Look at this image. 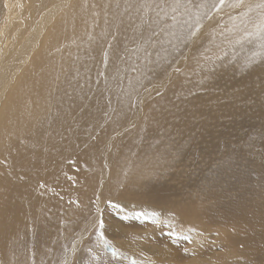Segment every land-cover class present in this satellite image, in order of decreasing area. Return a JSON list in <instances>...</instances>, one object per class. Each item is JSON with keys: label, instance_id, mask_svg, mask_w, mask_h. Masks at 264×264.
<instances>
[{"label": "bare ground", "instance_id": "obj_1", "mask_svg": "<svg viewBox=\"0 0 264 264\" xmlns=\"http://www.w3.org/2000/svg\"><path fill=\"white\" fill-rule=\"evenodd\" d=\"M121 1L124 3L118 5L120 0H42L40 6L34 7L29 4L31 0H0L2 35L6 30L2 27L11 30L14 26L10 6L19 3L14 15L17 28L12 29L8 37L2 39V35L0 36V40H3L1 44L10 40L5 54L0 45V264H29L28 253L23 252L27 257L19 259V251L14 247L23 236L27 241L37 239L40 242H48V235L49 240H58V244L60 239L66 241L74 229H79L75 237H81L72 242L70 248L72 252L79 251L86 232L95 225L99 228L98 231L102 230L108 238L114 240L116 247L132 254L136 260L145 253L153 258L160 257L164 262L183 264L181 247L184 241L190 238L192 257H188V261L198 264H264V180L261 182L259 177L255 178V174L250 178L248 174H238V171H222V165H219L221 171L214 179L205 172L209 169L206 161L208 142L212 143L211 147L219 149L220 141L229 138L222 137L223 132L243 130L254 121L250 122L252 119H257V124L264 128V0H241L233 8L226 2V8H231H227L230 9L228 12L221 9L225 0L223 3L217 0L219 8L209 15L208 30H197L193 40L190 39L192 42L184 47L173 68L169 69L170 72L167 74L166 70V73L160 75L162 77L167 74L164 81L156 78L150 86L143 82L147 72L146 66L152 69L151 64L155 63V68H158L162 63L160 56L169 52L163 47L159 52L160 45L145 39L142 17L134 20L137 23L135 28L127 26L132 14L131 9H139L135 2L146 4L148 0ZM160 1L156 4L161 6ZM194 1L169 0L168 14H175L170 17V21L168 19V28L171 25L173 40L175 34L180 37L184 35L186 25H181L180 31L177 27L179 21L187 23L185 15L177 18L176 14L179 16L182 8L186 11L187 6ZM92 3L99 4L101 8L112 13L109 16L106 13L108 18L102 16L104 19H98L100 16H88V8ZM30 7L33 8L35 19L32 23L30 20L31 25L27 26V18L23 13L25 8L28 10ZM128 7L130 13L126 11ZM142 7L148 9L147 5ZM240 10L244 12L238 15ZM166 14H162L163 18L160 17L163 20L169 18ZM135 15L137 18V14ZM73 25L79 27L75 34L71 28ZM114 25L116 28H113ZM215 25H219L218 29L210 32L211 27ZM106 26L116 29L114 36L121 40L132 38L137 33L141 34V42L127 45L133 48V56L130 47L125 48V51L130 55V59L132 56L133 62L141 61L134 66L140 73V81L136 85L138 90L141 89L138 107L144 113L139 111L127 118L128 123H119L125 111L122 106L115 108L112 119H109L116 120L120 126L124 124L115 131V136H123L120 139L114 138V132L107 135V138L103 136L100 140L103 150L100 151L96 144L101 135L98 133V127L94 125H88L80 132L74 133L73 120L69 118L71 122L67 124L68 128L65 127L66 124H61L66 128L64 133L58 132L54 136L55 127L62 131L58 126L62 123V118L59 120L62 115L61 104H55V100L60 97L59 93L64 87L63 82L59 81L54 73L59 72L62 77L65 76V95H69L68 69L71 63L64 60V51L70 49L78 54L79 48L83 49L84 44L91 43L92 39L104 37L107 34ZM76 34H89L92 38L85 39ZM259 35L261 38H258ZM107 41L106 44L104 42L105 46ZM109 43L110 47H114V42L113 45ZM61 66H64L62 71ZM163 66L166 67V64ZM70 70L75 72L79 67ZM90 76L95 77V74ZM136 76L138 75L134 77L138 79ZM94 80L89 79V85L92 86ZM107 80L108 77L105 76L104 82ZM124 82L129 83L128 80ZM72 85L81 87L78 82H72ZM126 88L127 86L124 87ZM131 90L137 91L135 88ZM119 97L128 98L127 95L122 97V94ZM259 98L261 101H258ZM141 100L144 101L140 102ZM247 100L249 104H253L251 107L249 105L251 112L256 109L255 103H260L263 108L258 114H242L243 111L239 109L248 108ZM143 103L146 104L144 108L140 106ZM62 104L67 109L73 107L67 100ZM72 107L71 110L76 109V106L74 109ZM84 109L86 110L85 106ZM153 113L157 119L147 126L145 121ZM63 118L64 121L68 119L66 115ZM222 120L225 123L227 120L228 125ZM99 122L101 123L100 120ZM136 122H139L136 126L141 124V128H144L142 133L145 142L139 134L134 135L132 142V133L138 128L134 126ZM8 124L13 128L11 134L5 133ZM36 124L39 126L36 127ZM128 131L133 132L127 135ZM259 133L261 132L257 128V139H254L262 146L264 140ZM249 137L245 136L247 140ZM230 140L233 141L234 138ZM35 142L36 145L38 143L44 146L41 150H48L42 153L41 150H36L39 153L34 152L32 148L36 146ZM148 143L151 145L148 146ZM196 145L204 148L199 158L190 151L194 147L198 148ZM22 146L24 149H21ZM246 146L244 154L251 150V144ZM84 147L90 148V151L84 154ZM27 148L30 152H27ZM69 160L73 163H66ZM225 160L230 158L227 156ZM192 161L198 164L194 169L190 168ZM253 161L248 164V170H252V163L256 164V161ZM261 163L263 165V162ZM202 165H206L203 167L206 169L198 170ZM255 167L253 173H256L255 169L260 170ZM224 168L231 170L234 166L227 165ZM261 172L260 170L259 173ZM225 175L235 179L232 182L229 180L231 183L223 187L221 178ZM212 181L213 185L210 186ZM236 181L239 184H236ZM93 195L96 199L94 202ZM110 211H116L123 218L115 217L118 221L114 223L110 220ZM89 213L93 215L86 220ZM96 221H99V224ZM124 221L126 227L120 225V222ZM158 221L162 226V240L158 237L161 232L156 228ZM18 231H21L22 235L17 234ZM174 232L179 235L178 238L173 237ZM144 235L153 236L158 243L144 241ZM120 238L124 239L123 243L118 241ZM48 260L35 257L29 261H34L33 264H46Z\"/></svg>", "mask_w": 264, "mask_h": 264}, {"label": "rangeland", "instance_id": "obj_2", "mask_svg": "<svg viewBox=\"0 0 264 264\" xmlns=\"http://www.w3.org/2000/svg\"><path fill=\"white\" fill-rule=\"evenodd\" d=\"M23 1H25V0H23ZM157 1H160V0H148V2L145 4V3L135 2V0H134L135 6L138 7L139 9L137 11H134L133 9H131L132 14H131L130 19H129L130 21H128L129 23H127V26H130V27L133 26L132 28H135V26L137 25V23L134 20L140 19L139 16L142 17L141 18V21L144 24L143 30H144V35L146 36L145 39H147L150 43L153 42L155 44L160 45L161 47L158 46L159 52L161 51L162 47L163 48H166L168 50V52H169V53L165 54L164 56H160V58L162 59V63L158 66V68H155V63H152L151 64V68L152 69H150L149 67L146 66L147 72H146V77H143V82L146 85H148V86H150L149 84H151L152 80H155L156 78L164 81V79L166 78L167 74L170 72L169 69L170 68H173V65L175 64V61L183 53L184 47L187 44L189 45L190 42H192V40H193L192 38L195 35L196 31L199 30V29L202 30V28H204L205 31L208 30L207 27L209 28V25L207 23L210 22L208 20V18H210L209 15L212 14V11L213 10H217L219 8V5L216 3L217 0H198V1L195 0L191 5H189V7L187 6V8L189 10L187 8H186V11L183 8L180 9L181 10L179 12L180 14L178 13L179 16L177 14H176V16L178 18V17H181L182 15H185V18L187 19V23L186 24H183L181 21H179L177 27L180 28V31H181V27L180 26L181 25H186V27L184 29V35H181V37H180V36H178L177 34L174 33L176 37H175V40H173L172 39V32H171V28H170L171 25L168 28V24H169V21H170V17L172 15H175V14H172L171 13V16L168 14V13H170L169 12V10H170L169 0H164V1L161 0L160 1L161 2L160 3L161 6H163L164 8H162L160 5L156 4ZM231 1H232V3L234 2V4H232ZM238 1L240 2L241 0H235V1L234 0H225L224 5L221 7L222 11L223 12H228L231 8H233L234 5H237L238 4ZM226 2L229 5H231L230 6L231 8L229 6L227 7V8H230L228 10H227L226 5H225V4H227ZM41 3H42V0H31V2L29 4L35 7V6H40ZM123 3H124V1H121L120 0V2L118 3V5H121ZM162 3H165V4L163 5ZM18 5H19V3L18 4H14L13 6H10V16L12 17V25H14L12 29H14V28L16 29L17 28V24H16V21L17 20L14 19L15 18L14 15H15V12L17 13V7H18ZM144 5H147L148 6V9L147 8H143L142 6H144ZM157 6H159V7H157ZM224 6H225L226 10H225ZM90 7L88 8V11H89V14H90V15L88 14V16H91V17L93 16V18H95V17L98 18L100 16L98 18V19H100V18H102V16L105 17L106 16V13L108 14L107 16H109L112 13V11H110V10H104L103 8H101L99 4L92 3ZM155 7H157L156 10H155ZM30 8H28V10L25 8L24 13H23V16H26L25 18H27V26H30L31 23L33 22V20L35 19L34 18V15H33V13H34L33 8L32 7H30ZM158 8H159V10H158ZM166 9H168V10H166ZM245 10L246 9H244V11ZM95 11H96L97 15H96ZM126 11H128L130 13V7L126 8ZM157 11H160L161 14L159 12H158L159 13L158 14ZM244 11L243 10H240L238 12V15L241 14L242 12H244ZM117 12H119V10ZM165 12H167L169 18L163 20L162 18H163V15L165 16V14H166ZM135 14H137V16H138L137 18H135V16H136ZM107 16H106V18H108ZM160 16H162V18ZM154 17H155V20H154ZM102 19H104V18H102ZM143 19H144V21H143ZM168 19H169V21H168ZM30 20H31V23H30ZM146 20H148V22H146ZM160 20H161L162 25H161V23H159ZM132 21H133V23H132ZM157 21H158L159 24L157 23ZM166 22H167V24H166ZM191 22H193V23H191ZM148 23H149V25H147ZM155 23H157L158 25L155 24ZM151 24H152V26H151ZM204 24H207V25L204 26ZM215 26H212L211 27L212 29L210 28L211 29L210 32L218 29V26L219 25H215ZM71 28H72V30L74 31V34H75V31H77L79 27L76 26V25H73V26H71ZM105 28L107 29V34L104 37H102L101 39L100 38H97L96 40H93L92 39L91 43L84 44V48L83 49L79 48L78 54L74 53L70 49H68L67 51H64V53H63L64 60L66 62H68V63H71L70 66H69V69H68L69 82H70V91H69L70 93H68L69 95H67V96L65 95V90L64 89H65V87L67 85L63 81L65 79V76L63 75V77H62L61 76L62 74L59 73V72H55L54 73V76L58 77L60 79L59 81H62L63 84H64L63 89L59 93L60 97L58 96V98H56V100H55V104H59V103L61 104L60 112L62 113V115H61V117L59 116L60 119L59 118L58 119L61 120V118H62V120H61L62 123H59L58 122L59 120H58L56 124L58 125V123H59L58 126H59V128L62 129V131L61 130L59 131V129H56V127H55V131L54 132H56V133H54V136L58 132L62 133L63 130L66 129L65 127L68 128V125L71 122V120H73V124H74V133L80 132V130H82L84 127H86L88 125H92V126L94 125V126L98 127V133H99V135H101V137L99 138V140H98V142L96 144V148H98L100 151L103 150V147H101V146H103V144L100 145V140L103 138V136H105V138H107L106 136L109 135L112 132H114L113 133V136H115L116 135V132L115 131H117L119 128H121V127L124 126V124H122L120 126L119 123L121 121H122L121 123L124 122L126 124V123L129 122L127 120L129 118H131L132 115H135L136 113H138L139 111H141L140 108L138 107L139 106L138 105V101L140 99V96H139V93L140 92L139 91L141 89L138 90V88H136V85H137L138 81H140V77H139L140 76V73H138V70L134 66L137 62H141V61L133 62L131 60L132 59V56H133V48L130 47V46H127L128 44H131V43H134V42H141V40H140L141 34L140 33H137L132 38H127L126 37V38H123L121 40V39L116 38L114 36V32H115L116 29L114 30L112 28H109L108 26H106ZM113 28H116V25H114ZM2 29L3 30L6 29L5 30V33H3V35L0 34V36L2 35L1 36L2 39L11 35V30L12 29L10 30V29H7L5 27H2ZM110 32H112L111 35H108ZM157 32H159V33L157 34ZM162 32H164V33H162ZM261 34H263V32H261ZM260 35L258 36V38H261L262 37V35H261V37H260ZM76 36L84 37L85 39L92 38L89 34H85L83 36L76 34ZM109 37H111V38L109 39ZM112 38H114V39H112ZM118 39L121 40L122 42L119 41ZM165 39L168 40V41H166ZM190 39H192V40H190ZM134 40H136V41H134ZM2 41L0 40V45L5 50L4 51V54H5L7 52V50H8L7 47L10 45V40H8L5 44H3V43L1 44ZM106 41H107V45L110 42L112 44H110V43L109 44L110 45H113L114 44V47L113 46L110 47L109 45L108 46L106 45L107 46L106 47L104 45V42L106 44ZM125 41H127V43H125ZM100 42H103V44L100 43ZM117 43H119V44L116 45ZM77 46L79 47L78 44H77ZM104 47H106V48H104ZM128 47H130L132 49L131 59H130V55L127 54L126 51H125V48H128ZM69 52H70V54H69ZM125 54H126V56H125ZM254 55L256 56V53H254ZM165 61H166V63H165ZM164 64H166V67L163 66ZM76 66L79 67V70L78 71L73 72V71L70 70L71 68L76 67ZM96 67L98 69H100V70H98ZM62 68H64V66H61V71H62ZM166 70H167V74H164L162 77H160V75L163 72H165ZM92 73L95 74V77L94 76H90ZM152 74H154V75H152ZM96 75H98V78H96ZM135 75H138L136 77L139 80L134 77ZM70 76H72V77H70ZM73 76H75L76 78H74ZM105 76L108 77V80L106 82H104ZM80 79H83V80H80ZM89 79H91L92 81L94 79H96V80H94V82H92L93 83L92 86L89 85V83H88ZM97 79H100L102 82H100ZM127 80L129 81V83L128 82H124V81H127ZM96 81H99V82H96ZM114 81L116 82V84H114L115 83ZM72 82H78V83H80L81 84V87H74L72 85ZM126 84H128V85H126ZM87 85H88L89 88L87 87ZM126 86H127L128 89L127 88L124 89V87H126ZM72 87H73V89H72ZM134 88L137 89V91L136 90L135 91H132L131 90V89L134 90ZM108 90H109V92H108ZM262 90H264V87H262ZM98 91H100V92H98ZM131 91H132V93H130ZM126 92H129V93H126ZM63 94L65 96H63ZM120 94H122V97L124 95H127L128 98L127 99H122V98L120 99V97H119ZM133 94H134V97H133ZM263 94H264V91H263L262 95ZM84 95L87 97V99H86V97ZM95 95H97V96H95ZM131 95H132V97H131ZM114 96H115V98H114ZM103 98H104V100H102ZM132 98H133V100H132ZM81 99L84 100V101L82 100L83 103H82V101H80ZM66 100L69 101L71 103V105L73 104V107L74 108L76 106V109H74L71 106L72 109H74L75 111L74 110H71V107L68 108V109L67 108H64L62 102L63 101H66ZM122 100H124V101H122ZM120 101H122L124 103L122 104V102H120ZM143 101L144 100H141L140 102H143ZM258 101H261V99L259 98ZM80 102L83 104V106L81 105ZM132 104H134V105H132ZM129 105L132 106V107H130ZM145 105H146L145 103H143L142 105L140 104V106H142L143 108H144ZM246 105H247L248 108H246V109H239V110L241 112L243 111L242 114L248 115L251 112V110H250L251 108L250 107L253 106V104H249V102L247 100L246 101ZM249 105H250V107H249ZM254 105H255L256 109L253 112H251L252 115L255 112L258 114L260 112L259 110H261L263 108V106H261L260 103H258V104L255 103ZM84 106L86 107V110L84 109ZM113 106H115V107H113ZM120 106H122V110L125 111L126 113L123 112L122 117L119 119L120 121L118 120L119 123H117L116 120L110 121V119H112L111 116L113 115L115 108H118L119 109ZM63 109H65V110H63ZM91 109H92V113L93 114L90 113L91 112ZM94 109H95L96 112L94 111ZM246 110H248V111H246ZM104 111H106L107 113L104 112ZM141 112L144 113V111H141ZM262 112H264V108H263ZM95 113H97L96 116H95ZM105 113H106V115H105ZM143 113H142V115L144 117V114ZM64 114L66 115V119L68 117V119L66 121H64L65 118H63V117H65ZM72 114L75 115V116H72ZM69 115H71V116H69ZM107 115H109L110 117H107ZM263 115H264V113H263ZM162 117L168 119V117H166V116H162ZM234 117H236V116L234 115ZM69 118H71V120ZM103 118H104V121H103ZM77 119H78V121H77ZM122 119H124V120H122ZM156 119H157V116H156L155 113H153L145 121V124L148 126L151 123H153ZM99 120L101 121V123L99 122ZM74 122H76V123H74ZM86 122H87V125H85ZM222 122L225 123L223 120H222ZM250 122H252V123H250L251 125L249 124L250 125V128H249V125H248L245 129H243L245 132L243 130H239V131H235V132L234 131H228V132L226 131L227 133L226 132H223L222 133V137L228 136L229 138L228 139H225V140L223 139L222 141H220L221 142V147L219 149H217L216 147H211V146H213L212 143L211 142H208L209 143V147L206 148L207 150L206 149L205 150L207 152V159H206V161H207V164L209 166V169L203 168V167H206V165H202V166H200L198 168V170H205L206 169L207 171H205V172H207L208 175H210L212 177V179H214V177L219 173V171H221V167L219 165H222L223 166L222 171H226V172H232V171L233 172H237L238 171V174L245 173V174H248L250 178H252L255 175H257L255 178H258L259 177L260 178V181L262 182L264 180V169H261L262 167H264V157H263L264 156L263 155L264 154V144L261 146L255 140V139H257V136L255 135V131L258 128L259 132H261L259 134L262 136V138H263L262 140H264V137H263L264 136V128L261 127L262 125L259 126V123L257 124V122H258L257 119H252V120H250ZM36 123H39V122H36ZM227 123L228 122L226 120V123L225 124L228 125ZM255 123L257 125H255ZM39 124H42V123H39ZM39 124L38 125L36 124L35 126L38 127ZM56 124H55V126H56ZM61 124H63V125L66 124V126L65 127L63 125L61 126ZM104 124H105V126H104ZM108 124L109 125L111 124V125L109 126ZM136 124L139 125V122H136L134 124V126H136ZM138 125L136 127H138ZM76 126H78V127H76ZM105 127H106V129H105ZM139 127L137 128L139 131H137V129H136V130H134V132L133 131H128L127 132V135H130L133 132L132 133V142H133L134 135L137 136L138 134H139V136H141V139L145 142V140H144L145 136L142 133L143 130H144V128H141V124H140ZM211 127H212V125H211ZM211 127H210V129H211ZM102 129H104V130H102ZM246 129H247V131H246ZM100 130H102V131H100ZM106 130H108L109 132L106 131ZM12 132H13L12 126H10L8 124L7 125V132H5V133L6 134H11ZM137 132H139V133H137ZM146 133H148V131H146ZM104 134H106V135H104ZM214 134L216 135L215 132H214ZM231 134H233V135L231 136ZM21 136L23 137L24 134L21 135ZM121 136H123V134ZM121 136L118 135V136H115L114 138H117V139L119 138L120 139ZM230 136L232 138H234L233 141L230 140V139H232ZM245 136H246V138L249 137V136L250 137L247 140L245 138ZM244 138H245V141H244ZM251 138L252 139L255 138V139L252 140ZM212 141H214L213 138H212ZM248 141H250L252 143H250ZM34 144L36 145V142ZM250 144H251V146H249ZM37 145H39V144L37 143ZM37 145L32 148V150L34 149L33 150L34 152H38V151L41 150V148L44 147V146H40L39 145V148H38ZM147 145L150 146L151 143H148ZM246 145H248L251 148V150H248L247 152H245V154H246L245 155L243 152L247 148ZM253 145H254V147H253ZM196 146H198V148H195L194 147L193 149H190V151L192 150L193 154L199 158V154H200V152L202 150H204V148L201 147L200 145H196ZM22 147H21V149H24V147L23 148ZM28 147H29V149L31 151V154H32L33 151L31 150L30 146H28ZM228 147H229V149H228ZM230 147H231V149H230ZM235 148H236V150H235ZM36 150H38V151H36ZM46 150H48V149L41 150V153L44 152V151H46ZM82 150L84 151V154H85V153H88L90 151V148L84 147V149H82ZM30 151H28V148H27V152H30ZM83 151H82V153H83ZM249 153H251V154H249ZM26 154L27 155H31L30 153L29 154L26 153ZM210 156H212V157H210ZM227 156L230 158V160H225L227 158ZM195 159L197 161V158H195ZM204 159H205V157H204ZM258 159H260V160H258ZM238 160H239V163H238ZM253 160L256 161V164L255 163H252L250 165L251 167L253 165L252 170H248V167H249L248 164H250V161H253ZM69 162L71 164L73 163V161H71V160L66 161V163H69ZM261 162H263V165H262ZM192 163L193 164L190 165V168L194 169L195 167H197V165H198L197 163H195L194 161H192ZM216 163H217V166H216ZM260 163H261V165H260ZM257 164H258V166L255 167ZM227 165L228 166H234V168L231 169V170H228V169L224 168ZM244 167H246V169ZM254 167L255 168H260V170L262 172L259 173L260 170L258 171L257 169H255L256 170V173H253L254 172ZM243 169H244V171H243ZM64 175H66L65 172H64ZM234 179H235V177L234 178H230V177L227 178V176L225 175L223 177V179L221 178V185L223 184V187L226 186V185H229L232 181H234ZM210 183H211V184H209L210 186L213 185L212 184L213 181L210 182ZM237 183L239 184L238 181H236V184ZM93 196L94 197L92 198V200L94 202V200H96V199H95V195H93ZM108 206L112 207L110 204H108ZM108 206H107V208H108ZM102 212H103V209H102ZM92 215L93 214L89 213L86 216V220L90 219ZM109 217H110V220L112 219V221L114 223H116V221H118L117 219L123 218L122 215H118L116 213V211H112V212L110 211L109 212ZM96 223L99 224V221H96ZM100 224H102V223L100 222ZM120 225L123 226V227H126L127 226L126 223H125V221L124 222H120ZM156 228H157V230H159L161 232L160 234H158V237L162 240V226L160 225L159 221L156 223ZM98 229L99 228H97L96 225H95L90 231H87L86 232V235L82 239L83 241H81V243H80L79 251H75V252L74 251L73 252L70 251V248H71L72 242H74L77 238L81 237V236H76L75 237V235L77 233H79V231H80L79 229H74V232H72V234L70 235L71 237L69 236L67 238V240L64 241V242L60 239L59 240L60 242H58V244H56V242L58 240H49L48 239V235H46V238H47L48 242H40V240H37V239H34L32 241H27L25 239V236H23L22 239L18 240V243L17 244H14V247H15V249H18V251H19V255H18V258L19 259L20 258L27 257V255L22 254L23 252H27L28 255H29V260H31V261L35 257H41L42 259H44V261L49 259L46 264H69V263L70 264H144V263H147V264H174V263L164 262L162 260V258H160V257L153 258L152 255H147L145 253L142 254V255H140L139 258L136 260V258L135 259L133 258L132 254L128 253L127 251L122 250L121 248L116 247L115 246V243L113 242L114 240H111L110 237L108 238L105 235V232H102V230L101 231H98ZM45 230H47V229H45ZM17 234L22 235L21 231L20 232L18 231ZM151 237H152L153 240H151ZM151 237H149V235H144V241H146L148 243H151V244L158 243L157 241H155V239H154L153 236H151ZM173 237H177L178 238L179 235L176 232H174L173 233ZM118 241L121 242V243H123L124 242V239L123 238H120V239H118ZM191 242H192V240L190 238H188V239H186L184 241L183 247H181V249L183 251L182 258H184V263L183 264H198L196 262L188 261L187 260L188 257L189 258L192 257L191 256V251H190V248H189ZM38 243H40V244H38ZM44 250H46V251H44ZM45 252H47V253H45ZM29 260H28V263L30 264L31 261H29ZM134 260H136V261H134ZM33 263H34V261H33ZM33 263H31V264H33ZM203 264H205V263H203Z\"/></svg>", "mask_w": 264, "mask_h": 264}, {"label": "snow or ice", "instance_id": "obj_3", "mask_svg": "<svg viewBox=\"0 0 264 264\" xmlns=\"http://www.w3.org/2000/svg\"><path fill=\"white\" fill-rule=\"evenodd\" d=\"M224 2V0H220V3H223Z\"/></svg>", "mask_w": 264, "mask_h": 264}]
</instances>
